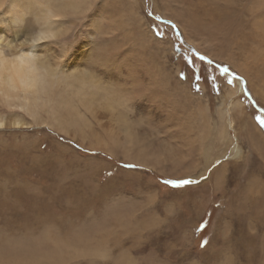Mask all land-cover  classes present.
<instances>
[{
	"label": "rangeland",
	"instance_id": "obj_1",
	"mask_svg": "<svg viewBox=\"0 0 264 264\" xmlns=\"http://www.w3.org/2000/svg\"><path fill=\"white\" fill-rule=\"evenodd\" d=\"M80 1L37 54L100 100L54 114L70 126L44 106L0 131V264H264V157L246 137L264 138V91L209 26L215 4ZM8 5L2 46L27 48L42 15L15 25Z\"/></svg>",
	"mask_w": 264,
	"mask_h": 264
},
{
	"label": "bare ground",
	"instance_id": "obj_2",
	"mask_svg": "<svg viewBox=\"0 0 264 264\" xmlns=\"http://www.w3.org/2000/svg\"><path fill=\"white\" fill-rule=\"evenodd\" d=\"M210 2L215 5L208 12L212 18V24L209 26L214 31H223L228 50L234 51L232 53L237 52L235 54L248 63V66H242L243 70L239 71L250 86L253 85V81L248 75V70L258 71L257 74L255 73V78L261 86L256 93H261V89L264 91V67L262 66L264 64L261 65L264 63V54L261 49L264 37V17H260L261 21L257 16L251 18L249 25V23L246 24L245 14L264 12V0H210ZM133 4L131 5L134 6ZM81 8L80 0H62L54 5L48 3L47 0H42L40 3L39 0H28L27 10L18 2H11L8 5L7 16H10V21L15 25L21 23L26 12L29 11L35 14L33 18L36 19L41 15L42 18L39 20L37 17L36 22H38L39 29L34 32L27 48L23 43L18 48L16 47V50L5 51V46H2V35H0V105H3L0 107V131L30 126L24 116L35 123L39 119L38 112L44 106H47L48 110L52 112H47V115H50L48 124H55L58 127L70 126L71 123H62L54 114H60L61 110L73 109L75 103L88 110L90 106L99 102L100 93L98 94L97 89H95L93 97H90L93 94L91 93L88 100L85 101L87 99L85 89L89 83L79 79L81 74L77 78L74 72L64 73L63 69L59 71L50 68L48 66L50 64L47 65L43 62L37 54L39 46L32 44L40 34L58 36L62 31V23L58 18H63L68 13H77ZM201 25L207 28L206 24L201 23ZM75 83H78V86ZM234 107L240 108L237 102L234 103ZM249 131V133L246 132L249 143L258 154L264 157V138L254 127L249 128ZM219 135L222 139L226 138L225 131H220ZM231 154L235 158L239 157L238 150L234 146L230 156Z\"/></svg>",
	"mask_w": 264,
	"mask_h": 264
},
{
	"label": "snow or ice",
	"instance_id": "obj_3",
	"mask_svg": "<svg viewBox=\"0 0 264 264\" xmlns=\"http://www.w3.org/2000/svg\"><path fill=\"white\" fill-rule=\"evenodd\" d=\"M57 40H58V37L56 35L40 34L39 36L36 37L35 40H33L32 44H33V46H40V44H42V43H48L50 41H57ZM57 46H59V45H57ZM70 47H71L70 44H68L65 47H62L61 50L57 53V55H63L65 52H67L69 50ZM177 51H179V49H177ZM200 58L202 60L204 59V57H200ZM93 59H95V57H93ZM229 83H231V81H229ZM214 87H215V85H214ZM0 107H3V105H0ZM165 183H173V182L166 181ZM190 183H192V181L184 180L181 182L173 183V187L179 188L183 185H188Z\"/></svg>",
	"mask_w": 264,
	"mask_h": 264
},
{
	"label": "clouds",
	"instance_id": "obj_4",
	"mask_svg": "<svg viewBox=\"0 0 264 264\" xmlns=\"http://www.w3.org/2000/svg\"><path fill=\"white\" fill-rule=\"evenodd\" d=\"M9 3V0H0V10H3Z\"/></svg>",
	"mask_w": 264,
	"mask_h": 264
},
{
	"label": "trees",
	"instance_id": "obj_5",
	"mask_svg": "<svg viewBox=\"0 0 264 264\" xmlns=\"http://www.w3.org/2000/svg\"><path fill=\"white\" fill-rule=\"evenodd\" d=\"M260 119H261L262 123L260 122ZM258 121H259V123H260L261 127L264 129V121L262 120V118H261V117H259Z\"/></svg>",
	"mask_w": 264,
	"mask_h": 264
}]
</instances>
